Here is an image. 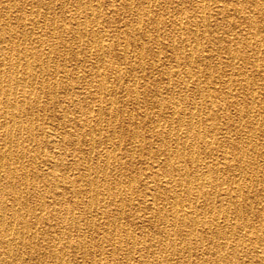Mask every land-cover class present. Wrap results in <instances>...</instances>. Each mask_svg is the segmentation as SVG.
<instances>
[{
    "label": "bare ground",
    "instance_id": "obj_1",
    "mask_svg": "<svg viewBox=\"0 0 264 264\" xmlns=\"http://www.w3.org/2000/svg\"><path fill=\"white\" fill-rule=\"evenodd\" d=\"M261 151L264 0H0V264H264Z\"/></svg>",
    "mask_w": 264,
    "mask_h": 264
},
{
    "label": "rangeland",
    "instance_id": "obj_2",
    "mask_svg": "<svg viewBox=\"0 0 264 264\" xmlns=\"http://www.w3.org/2000/svg\"><path fill=\"white\" fill-rule=\"evenodd\" d=\"M126 147V146H125ZM120 152V150L117 152V154L120 156H124V155H122L121 154V152ZM262 153H261V156H260V160H262L263 159V161H264V151H261ZM147 156H146V154H136L134 157H133V161H134V163H136L137 164V162H140V161H144V160H147V158H146ZM146 165H148V164H145L144 166H146ZM259 198L260 199H264V192H263V194L261 195V196H259ZM211 255L213 256V255H215V254H212V252H211ZM246 259V258H245Z\"/></svg>",
    "mask_w": 264,
    "mask_h": 264
}]
</instances>
